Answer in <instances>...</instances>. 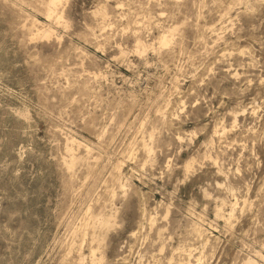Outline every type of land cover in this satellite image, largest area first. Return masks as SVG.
Masks as SVG:
<instances>
[{
    "label": "rangeland",
    "instance_id": "1",
    "mask_svg": "<svg viewBox=\"0 0 264 264\" xmlns=\"http://www.w3.org/2000/svg\"><path fill=\"white\" fill-rule=\"evenodd\" d=\"M44 2L0 0V264H76L80 245L91 264L72 231L110 207L98 264H170L191 246L202 264H264V0H64L60 36L32 39ZM171 24L170 47L133 51V30L152 42ZM72 136L92 151L74 147L68 169Z\"/></svg>",
    "mask_w": 264,
    "mask_h": 264
},
{
    "label": "bare ground",
    "instance_id": "2",
    "mask_svg": "<svg viewBox=\"0 0 264 264\" xmlns=\"http://www.w3.org/2000/svg\"><path fill=\"white\" fill-rule=\"evenodd\" d=\"M248 1V0H247ZM63 3H64V0H45L44 2V6L42 5L43 7V14H44V18L46 19V21L50 22V23H42L39 19L37 18H33L32 17V20L29 21V26H28V30L30 31V35H32V39H37V38H50L52 37L54 34H56L55 31L54 32V28H53V24H59L61 23L62 24V20H63ZM248 5V3H247ZM123 6V3H120L118 1V3L114 6L116 9H120L122 8ZM227 11V10H226ZM93 15L95 16H99L101 18V20L103 21L102 25L100 26V29H106V20L108 19L109 17V12L107 10V7L105 5H102L98 8H96L94 11H92ZM221 13V12H220ZM161 15L163 13H160ZM226 14V13H225ZM223 17V16H222ZM150 18V17H149ZM109 20V19H108ZM107 20V21H108ZM64 21V20H63ZM27 23V22H26ZM26 23L24 25H26ZM137 23V22H136ZM137 25V24H136ZM58 26V25H57ZM65 26V25H64ZM63 26V27H64ZM109 26V25H108ZM180 26V25H179ZM179 26L178 25H174V24H171L169 25L168 27H165L163 28L160 33L158 34V36L156 37V40L155 41H152V42H146L141 36V33L138 35V30H133L134 32V35H135V45H134V52L137 53L138 55H143L144 53H146L149 49H152V50H155V49H162V48H168L170 47L172 44H174V39H175V34H177V31L179 29ZM214 26V25H213ZM137 27V26H136ZM209 30L212 28L211 26H208L207 27ZM138 29V27H137ZM140 29V28H139ZM215 29V28H214ZM103 31V30H102ZM215 32V31H214ZM59 35V33H57ZM56 34V35H57ZM92 34V33H91ZM218 35V33H217ZM60 36V35H59ZM61 39V38H59ZM158 44V47H155V45ZM181 44V43H180ZM117 45V44H116ZM157 46V45H156ZM118 47V46H117ZM119 49H120V52H119V55L120 57H123L125 56L126 54V50L122 49V47H120L119 45ZM118 49V50H119ZM130 54V53H129ZM137 56V55H136ZM116 58V57H115ZM114 58V59H115ZM119 58V57H118ZM197 70V69H196ZM93 72V71H92ZM90 73V72H89ZM100 74V73H99ZM98 74V76H100ZM94 75H96V73H94ZM177 85V84H176ZM180 88V87H179ZM164 97V96H163ZM170 100V99H168ZM167 100V101H168ZM166 101L167 105H168V102ZM167 105H166V109H167ZM169 107V106H168ZM161 108V107H160ZM162 109V108H161ZM160 109V110H161ZM164 109V108H163ZM165 109V110H166ZM254 111V109H253ZM235 113V112H234ZM163 115V114H162ZM239 115V114H238ZM237 114L235 113L233 115V123L235 124V122L237 121ZM228 127V126H227ZM220 127H215L214 129V134H218L219 131L221 130V133H225L227 132L226 131V127L225 125H222L221 128L219 129ZM232 129V128H231ZM229 132V131H228ZM224 135V134H223ZM144 136V135H143ZM219 136V135H218ZM222 136V134L220 135ZM67 138V136H66ZM180 139V137H178ZM221 139V138H220ZM142 140V139H141ZM141 140H138L141 142ZM86 143V142H85ZM141 144H143V149L146 153H148V155L150 154L152 148L148 146V144H146L145 142H141ZM90 144H84L80 141H78L76 138H74L73 136L68 138L66 140V152H67V158H64V164L67 166V168H71L73 167L76 163H77V160L79 159V156L76 154V153H73V148L74 147H77V148H81L85 154H89L92 147L89 146ZM140 147V146H139ZM132 148V147H131ZM76 149V148H75ZM131 150V149H129ZM81 151V152H83ZM136 151V150H135ZM131 153V151H130ZM94 154V153H93ZM133 155V154H132ZM145 155V154H144ZM143 155V156H144ZM84 156V155H82ZM91 157V155H88ZM84 158V157H82ZM94 158V157H93ZM128 158V156H127ZM96 161V160H95ZM142 163V162H141ZM193 163H194V159H190L188 160L186 163H185V170L187 172L191 171L190 169L193 167ZM117 164V163H116ZM117 167V165H116ZM119 168V166H118ZM121 168V167H120ZM114 170V169H113ZM117 170V169H116ZM120 171V170H119ZM116 172V171H115ZM185 172V171H184ZM225 172V171H224ZM221 174V173H220ZM116 177H117V181L119 182L120 184V187L123 188L124 187V184L123 182L121 181L122 180V172L120 171L117 174H115ZM223 176V175H222ZM115 177V176H114ZM115 177V178H116ZM114 178V179H115ZM116 180V179H115ZM113 181V180H112ZM117 182V183H118ZM112 186V185H111ZM112 188V187H111ZM120 188V189H121ZM230 188V187H229ZM106 189V188H105ZM106 191V190H105ZM107 193V192H106ZM113 194V193H112ZM237 199V198H236ZM248 199H243V204L245 205L246 202H247ZM107 203V202H106ZM225 204V202L223 201L221 206H219L217 210V217H223L225 222L226 223H230L232 218L234 217V210L237 209V202H234L230 205V211H228V214H224L222 213V206ZM113 205V204H112ZM227 205V204H226ZM106 206V205H105ZM241 206V205H240ZM243 206V205H242ZM102 208H105V207H102ZM111 209L109 211H105V210H102V211H99L97 213H95L94 211H91V208H88L87 211H86V214L84 216V218L82 219L83 222L79 223L80 226L75 227L76 229L73 232V236H75L76 238L79 237L80 241H82V243L86 240V239H89L90 241V253H88V256L90 254V260H91V264H98L101 262L102 258H103V255L101 253V255H99L100 257H97V250H99L105 240H106V237H107V234H108V230L109 228L111 227L112 223L114 222V218H115V213L113 211V209H115V207H110ZM145 209V208H144ZM167 210V209H166ZM145 213V212H144ZM166 214V213H165ZM151 216V215H150ZM220 217V218H221ZM199 218V216H198ZM150 223L151 225L154 223V217H150ZM229 225V224H228ZM200 227V226H199ZM194 231H195V228H194ZM201 237H204V241L205 243H203V247L207 244V242L209 241V238L206 236V234H204V230L200 228H198L196 230ZM162 233V229H159L158 230V234H161ZM195 233V232H194ZM134 234H136L135 232L131 233V235L134 236ZM197 235V234H196ZM75 238V239H76ZM76 241V240H75ZM79 241L80 244H82L81 242ZM203 242V241H202ZM74 243V242H73ZM72 244V243H71ZM75 244V243H74ZM77 244V243H76ZM75 244V245H76ZM73 245V244H72ZM70 247V246H69ZM72 247L69 248V250L71 249ZM181 248H179L180 250ZM201 249V248H200ZM73 250V249H72ZM75 250V249H74ZM78 251V250H77ZM181 251H183V259H180L178 261H175L173 263V258L170 259V264H193L192 260L196 261L198 264H202L203 261L202 260V257L204 256L203 255V252L199 253L198 256H195V247L193 248L192 246L189 247V248H184V249H181ZM260 252V251H259ZM257 252V255L259 257H264L262 256L261 253ZM78 254V259L76 261V264H85V260L87 258L86 254L82 251V245H80V248H79V251L77 252ZM256 254V253H255ZM66 255V254H65ZM197 255V254H196ZM258 256H255V257H258ZM75 258V257H74ZM89 258V257H88ZM182 258V257H181ZM73 259V258H72ZM76 259V258H75ZM75 263V262H74ZM246 264H259L257 262V260H255L254 258H251L249 257L246 262Z\"/></svg>",
    "mask_w": 264,
    "mask_h": 264
}]
</instances>
